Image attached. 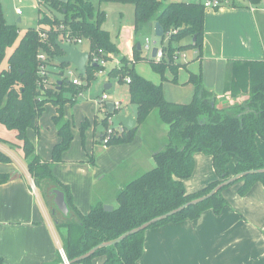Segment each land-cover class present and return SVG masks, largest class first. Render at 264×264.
Masks as SVG:
<instances>
[{
	"label": "trees",
	"instance_id": "trees-1",
	"mask_svg": "<svg viewBox=\"0 0 264 264\" xmlns=\"http://www.w3.org/2000/svg\"><path fill=\"white\" fill-rule=\"evenodd\" d=\"M249 6H257L262 0H243ZM133 6V33L138 37L141 28L148 25L150 30L159 23L164 31L160 38L162 58L159 61L142 58L136 44L132 47V58H120V66L109 73L110 77L119 79L128 86L129 102L136 106L135 128L125 130L120 134L110 135L106 146L128 144L134 139L138 128L145 123L148 116L157 111L161 124L167 126L165 142L154 154L155 167L121 188L116 196L117 206L111 212L103 209L101 202H92L90 210L81 214L73 205L69 188L55 178L52 165L62 161V154L68 150L73 140L72 124L64 117L63 106L74 104L76 96L87 88L94 75L102 67L90 63L86 65V84H73L69 80H59L51 83L48 79V64L55 63L58 67H68L58 64L54 58L62 56L56 42H64V37L87 40L89 52L96 53L98 49L106 54H118L116 45L111 41L108 31L102 28L106 20L104 11L96 9L87 0H39L40 4H50L63 14V20L51 19L48 16L38 18L37 27L47 25L49 29L42 38L39 29H28L18 45L7 58V68L0 70V124L9 131H15L16 140L20 143L26 170L33 180L36 189L45 184L49 190L58 189L64 193L68 215L63 216L51 201L52 219L59 235L61 248L67 261L85 254L95 246L115 240L124 233L139 227L145 222L163 215L179 206L208 194L221 182L239 173L264 168L256 145V138L264 140V61L230 62L228 88L232 91L237 87L239 76L246 79L247 96L232 105L216 106L215 96L208 92L202 83L201 72L188 73L186 83L193 87V96L187 104H172L165 100L161 85H155L136 74L133 65L140 61L149 63L151 69L164 80V73L171 72L173 83H177V74L181 66L175 59V53L188 49L195 51L194 60H199L203 48L205 10L201 2L174 0H100ZM235 7V0H228ZM176 31L172 33L171 31ZM41 33V32H40ZM18 36L16 26L8 25L0 10V64L6 49ZM167 42L163 45L164 38ZM186 38H194L189 44H181ZM75 47V44L72 45ZM45 55V74H39L37 56ZM186 64V63H184ZM63 73H59L61 77ZM129 78V83L125 79ZM45 81V82H44ZM68 81V83H65ZM72 95L71 99L63 96L66 87ZM49 103L56 107V115L52 122L60 141L53 147L50 161L42 160L36 153L34 145L27 138V130L38 131V119ZM103 109L102 119L98 121L105 129L113 113L107 111V104L100 103ZM97 124V121L94 120ZM89 127L86 120L79 128L81 137ZM104 136L102 133L100 139ZM9 142L0 138V144ZM194 153H203L212 158L215 180L206 187L187 193L184 180L188 179L194 169ZM234 161L233 171L229 164ZM12 158L0 150V163H11ZM16 178L12 173L0 172V185ZM260 182L264 186V173L241 177L234 183H239L237 193L244 196L251 187ZM233 184V183H232ZM231 185V184H230ZM229 186V185H228ZM227 187V186H226ZM215 192L208 200L198 205L189 206L179 213L152 224L147 229L157 228L167 223H179L185 220H195L202 212L211 210L218 215L227 205L222 195L226 188ZM53 199V197H52ZM64 229L65 233H61ZM146 229V230H147ZM129 235L114 246L100 248L89 258L72 264H91L92 259L103 256L102 264H137L144 250V232ZM59 251L51 264L62 263ZM0 264H6L0 258Z\"/></svg>",
	"mask_w": 264,
	"mask_h": 264
},
{
	"label": "crops",
	"instance_id": "crops-1",
	"mask_svg": "<svg viewBox=\"0 0 264 264\" xmlns=\"http://www.w3.org/2000/svg\"><path fill=\"white\" fill-rule=\"evenodd\" d=\"M200 1L202 0L188 2ZM221 1L223 5L218 10L205 11L200 59L191 61L183 69L178 70L177 84L164 81L163 95L168 102L186 104L191 101L193 87L184 82L188 78V73L196 74L198 71L201 72L204 88L215 96L216 106L232 105L238 101L241 102L247 96L244 84L241 82L243 75L239 76L237 87L229 91L227 70L230 62L264 61V0L257 6H249L243 0H235V7L230 6L228 0ZM152 34L153 27L150 30V27L146 25L141 28V34L137 37L133 33L132 26L125 49L120 50V44L116 45L118 52H124V55L113 54L116 60L120 62L121 57L131 60L133 45L138 43L140 37L145 39ZM191 42V38H186L181 44L186 45ZM148 56L151 57V53H148ZM116 60L111 62L117 66ZM182 62L184 64V61ZM144 63L147 62L144 61ZM137 64L140 63L135 65ZM181 72L182 77H180ZM166 76L170 78L169 74ZM151 81L158 83L156 78ZM79 83L84 85L81 81ZM102 83L103 86H110L108 89L112 87L109 81H102ZM160 84L162 86V83ZM85 90L76 96L74 104L67 103L63 106L64 117L72 124L74 141L71 142V149L62 154V161L52 165L53 175L69 188L73 205L81 214L88 213L92 202L97 200L115 208L117 206L115 196L124 185L121 178L117 176L115 179L117 180L114 183L116 192L109 198L104 197L100 192L96 194L94 186L108 175H110L109 180L113 181L115 174L120 172L124 164L130 165H127L129 171L142 169L143 158H150V163H147L144 168L147 171L153 169L155 167L153 154L159 149L161 140L166 139L168 131L164 124L157 128L152 127L149 139L138 129L131 143L104 147L100 139L103 131L99 132L98 136L91 133V127L100 125L95 114H84L83 105L78 102ZM98 100H95L97 108L101 106ZM108 103L112 102L106 101V104ZM47 109L50 113H47L46 120L42 121V115L38 119V129L40 125L41 134L35 140L32 138L31 131L28 135L30 141L33 144L35 142V151L41 159L50 161L52 149L60 138L52 122V118L56 115V107L47 103L44 111L46 112ZM121 114H131L135 119V112ZM73 116H76L75 120ZM86 120L89 122L86 132L88 148L91 146L94 154V149L100 147L97 150L98 166L94 165V167L90 166V163H93L92 157H88V153L85 154L79 150L78 137L76 138L78 129ZM156 123L160 124L159 120ZM9 132L8 139H1L17 145L16 149L19 150L17 154L24 163L21 161L23 167L10 164V172H7L3 164H0L1 173L16 175L15 179L0 185V258L6 264H51L56 259V253L60 247L52 211L48 218L40 206L39 194L31 191L30 176L19 148L20 144L15 138L16 132ZM159 133L163 134L160 136ZM256 145L264 161V140L256 138ZM14 160L12 158V162ZM233 165L234 161H231L229 164L231 172ZM101 174L105 175L100 179L97 178ZM215 178L213 168H209L204 178H199L198 175L194 187L188 189L185 186V190L186 192L188 190L187 193L196 192L206 187ZM237 190L238 188L235 187L226 195L222 194L227 205L218 215L211 210H206L195 220L167 223L157 228L147 229L144 232L143 254L137 264H251L249 253L252 255V251L255 256L254 263L264 264L262 252L264 250V186L256 182L244 196H239ZM61 233H65V230L62 229ZM104 259L103 257L96 264H102Z\"/></svg>",
	"mask_w": 264,
	"mask_h": 264
},
{
	"label": "rangeland",
	"instance_id": "rangeland-1",
	"mask_svg": "<svg viewBox=\"0 0 264 264\" xmlns=\"http://www.w3.org/2000/svg\"><path fill=\"white\" fill-rule=\"evenodd\" d=\"M87 1H89L96 9H99V10L105 12L106 20L103 23L102 28L109 32L111 41L115 45L120 44V47H119L120 50L122 48L124 50L125 46H126L127 38L130 34V28L133 26V22H134L133 6L130 4L100 2V0H87ZM170 1H172V0H167V2H170ZM0 10L3 14V17L6 21V23L8 25L16 26L17 30H18L17 39L15 40V42L10 47H8L6 49L5 57L0 64V70L7 68V58L13 52L14 48L18 45L20 39L24 36L25 32L28 29H32V28L36 29L37 28V30L39 29L38 32H41L44 34L49 29V27L47 25H41V27L40 26L37 27L38 18H41L44 15V16H48L51 19L55 18L59 21H62L63 17H64L60 11L54 9L50 4H43V3L40 4L39 0H0ZM17 11H20V14H17ZM149 38L151 40V46L153 48L154 47L155 48L161 47L160 39L155 37L154 34L149 36ZM162 42H163V45H165L167 42V38L165 37ZM138 43L143 44L144 38L140 37ZM89 47H90L89 42L87 40H84V39L82 40V43L75 44V48H77L83 52H88ZM184 52H185V56H186V58L184 59L185 60L184 63H186V64H183L182 58H179V60L177 61L181 65L182 64L184 65V66H181L180 69H183L187 64L191 63V61L194 62L195 61L194 58L196 57L195 51L192 49H188ZM119 53L121 55H124L123 51H122L123 54L120 51H119ZM111 54H113V53H111ZM141 57L152 59L150 56H148V53L146 51L141 52ZM138 63H140V64H137V66L135 65L136 63L134 64L135 66L133 65L134 72L136 74L140 75L141 77H143L144 79L150 81V82H152L151 80L153 78H156L157 79L156 82H158V83L156 84V83L152 82L153 84L161 85L160 83H162L161 88H165V86H163L164 81H169L172 84H177V83L172 82L173 76H172L171 72H169L168 69L164 73L165 79L162 80L160 75H158L157 73H155L151 69L148 62L144 63V61H140ZM117 66L119 67L120 63H118ZM117 66L111 61H108L104 65H102L104 74L96 77L95 80L91 81L87 90H85L82 93L83 95L81 96V98H79L78 102H80L83 105L84 114H86V115L95 114V117L98 121H100L102 119L103 109L99 110L100 108L99 107L97 108V106L95 104V100L100 99L103 94H106L107 102H119L120 103V106H119L120 109L118 110L119 114L136 111V106L129 102L128 86L125 83H123L119 79V77H113V76L110 77L109 76V73H111L113 71V69H116ZM48 71H49L48 79L51 83H55L59 80L71 81L73 77H77L79 79V81H81V83L83 82L82 84H84V85L86 84V79L80 78L77 74L75 67L72 65H69L68 67L61 68V67H58L55 63L50 61V63L48 64ZM68 71H72L73 75L70 76L68 74ZM60 72L63 73V75L61 77L59 76ZM167 74L170 75V78H168L166 76ZM180 74H181L180 77H182V72ZM180 77H179V79H180ZM241 80H242L241 82H243V84L245 86L246 79L243 77ZM102 81H109V83L112 85V87L108 90H103L104 86H103ZM186 82H187V80H186ZM186 82H184V84H189ZM162 92H163V89H162ZM63 96L65 98H68V99L72 98V95L69 92L68 86L66 87V90L64 91ZM96 108H97V110H96ZM93 110H94V112H93ZM115 110H117V109H115ZM47 113H50V111L48 109L46 110V112L45 111L43 112V114L41 116L42 121L46 120ZM63 113H64V109H63ZM115 115H117V114H115ZM115 115L112 117V124L109 125L113 128H116L118 126V122L115 118ZM76 116L78 117V114H76ZM76 116H73L74 120H75ZM95 117H94V119H95ZM157 120H159L157 118V111H154L148 116V119L146 120V122L142 126H140L138 129L140 130L141 133H143V132L145 133V135H144L145 137H149V139H150L151 135L149 132L152 131L153 128H157V126L161 125V123L160 124L156 123ZM87 130L88 129H86L84 131V137L82 138L80 131L78 129V133L76 134V138L78 137L79 150L81 152H84L85 154L88 153L89 154L88 157H92L93 163L92 164L90 163V166L94 167V165L98 166L97 161H99V160H98V156H97V150L100 147H97L94 149V154L91 151V146L88 148V146H87L88 140H87V133H86ZM105 130L106 129L101 124L96 126L95 128L91 127L92 135L96 134L98 136L99 132H102V131L105 132ZM29 131H31L33 134V136H32L33 140L37 139V137L41 134L40 125H39L38 131H34L32 129L27 130V132H26L27 138L30 141L29 135H28ZM159 134L161 136V134H163V133H159ZM9 135H10L9 130H7L3 125L0 124V138L8 139ZM135 135H136V133H135ZM135 135H134V137H135ZM163 138H165V136ZM146 140L148 141V139H146ZM73 141H74V139H73ZM73 141H72V143H73ZM161 141L162 142L159 144L158 148L162 147L163 143L165 142V140L163 141V139ZM72 143H71V146L68 148V150H66V152L71 149ZM18 144H20V143H18ZM34 144H35V142H34ZM100 145L101 144H99V146ZM16 147H17V145H15L13 143H8L6 145L0 144V150L2 152L6 153L7 155H9L10 157H12L13 159H15L11 163H0V164H3L2 166H4V169L8 170L7 172H10V167H9L10 164L12 166H15V165L19 166L20 165L21 167H23V165L21 163L22 160H20L19 155L17 154L19 150L16 149ZM34 148H35V145H34ZM143 152H146V151H143ZM89 159L90 158H88V160ZM193 159H194V169H193L192 175L187 179V181L185 180L183 182L185 184L184 187L186 186V187H188V189L190 187H194L193 185L196 183V178L198 175H199V178L200 177L204 178L206 176V174L208 173L209 168H213L212 163H211L212 158L209 155H206L203 153H194ZM142 163H143V165H142L143 167L141 166L142 169L136 170V171H129V169L127 168V165L128 166H130V165L124 164V166H122V168L120 169V172L115 174L113 181L109 180L110 175L105 176V179L98 182L97 186H94V191H96V194H97V192L102 193L103 196L106 198L113 196V194H115V192H116V189L114 187V183L117 182V180L115 181V179H117V176L121 178V182H122V184H124L121 186L123 188L126 183L135 179L136 177H138L143 172L147 171L146 168H144V167L147 166V163H150V158H148V159L143 158L141 160V164ZM99 167H100V162H99ZM7 172H4V173H7ZM103 175H105V174L98 175L97 178L100 179ZM30 185H31L30 186L31 191L39 194L40 206L42 207V210L46 213L47 217L49 218V213L51 211L50 204H51L53 196L50 194H47V192L49 190L47 189L45 184H41V187L39 189H36L33 180L30 178ZM32 186H34L35 190L32 188ZM235 187L238 188L239 183H233V184L227 186L222 191V194L226 195V193H228L230 190H234ZM187 192H188V190H187ZM94 202H100V201L97 200ZM57 237L59 238V235H57ZM60 247H61V245H60ZM262 252L264 254V250ZM100 257H102V256H97V257L93 258L91 263L96 264L98 261H101V259L103 257L102 258H100ZM249 257L251 260V264H255L254 263L255 256H254L253 251H252V255H251V253H249ZM263 258H264V255H263Z\"/></svg>",
	"mask_w": 264,
	"mask_h": 264
},
{
	"label": "water",
	"instance_id": "water-1",
	"mask_svg": "<svg viewBox=\"0 0 264 264\" xmlns=\"http://www.w3.org/2000/svg\"><path fill=\"white\" fill-rule=\"evenodd\" d=\"M58 1L65 3L67 0H58ZM153 34L155 37H158V38H162L164 36V31H163V29L159 23L154 24ZM192 41H194V38L192 39ZM56 44L59 47L60 51L62 52V56H57L54 58V60L58 64H66V65L74 66L76 71L81 76H84L85 70H86V65H87L88 53L80 51L79 49H77L73 46L64 44L60 41H57ZM136 47H137L138 51H141V44L140 43H137ZM156 52H157V48H155V47L152 48V50H151V58L152 59H154ZM65 83H68V81H66ZM57 84H58V86L61 85V81H58ZM109 87L110 86H104V89H108ZM107 111L109 113L114 112V106L112 103L107 104ZM115 118H116L118 124H120L125 130H131L132 128H135L136 120L132 117L131 114H128V115L117 114V115H115ZM263 173H264V168L263 169H256V170H248V171L239 173L237 175L231 176L227 180L218 184L208 194L201 196L199 198L193 199V200H191V201L179 206L178 208L173 209V210H171V211H169L163 215L157 216V217L145 222L144 224L140 225L139 227L134 228V229L124 233L123 235H121L120 237H118L115 240L103 242V243L95 246L94 248H92L91 250L86 252L85 254L81 255L80 257L74 259L71 262L67 261V260H63L62 263H60V264H72V263H76V262H79L81 260L87 259L91 255H93L95 251H97L100 248L114 246V245L118 244L119 242H121L126 237H128L129 235H133V234H136L140 231L146 230L152 224H155L157 222L165 220L166 218L179 213L180 211L184 210L185 208H187L189 206H194V205H198L200 203H203L204 201L208 200L215 192L222 189L223 187H226V186L234 183L235 181H237L241 177L248 176V175L263 174ZM49 194L53 196L52 201H53V204L55 205V208L63 216H67L68 215V208H67V205L65 202L64 193L58 189H52L49 192ZM103 209L106 212H111L113 210V208L111 206H108V205H104Z\"/></svg>",
	"mask_w": 264,
	"mask_h": 264
},
{
	"label": "built area",
	"instance_id": "built-area-1",
	"mask_svg": "<svg viewBox=\"0 0 264 264\" xmlns=\"http://www.w3.org/2000/svg\"><path fill=\"white\" fill-rule=\"evenodd\" d=\"M186 1H188V0H186ZM200 2L202 3L203 8H204L205 11L218 10L223 5L221 0H202ZM17 14H20V11H17ZM171 32L175 33L176 31L174 30V31H171ZM39 35L42 38L44 37V33H40L39 32ZM63 43L72 46L74 44L82 43V40L81 39H72V38H68L67 36H65ZM152 48L153 47L151 46L150 38H148V37L145 38L144 39V43L141 44V50L146 51L148 53H151ZM87 53H88L87 63H88L89 57H90L91 58L90 63L93 64L94 66H98V67H102V65H104L108 61L116 60V58H115L116 56H114L111 53L106 54V57L104 58V52L101 49H98L96 53H94V52L90 53L89 51ZM161 58H162V49L160 47V48H157V52H156V55L154 57V60L155 61H159ZM179 58H182L183 61H185L184 59L186 58V56H185V52L184 51L180 52V53L179 52L175 53V59L178 61ZM37 59H38V62L40 63L39 64V74L41 76H44L45 68H46V65H44V62L46 61L45 55L39 54L37 56ZM118 63L119 62L116 60V64H118ZM68 74L70 76H72L73 72L72 71H68ZM103 74H104L103 69H99L97 72H95L94 75L96 77H98V76L103 75ZM78 80L79 79L77 77H73L71 81H72L73 84H77L78 85V84H80ZM125 81H126V83H129L130 80H129V78H126ZM106 101H107V96L105 94H103L102 97L99 99V103H106ZM112 104L114 106V110L115 109H119V106H120L119 102H112ZM111 124H112V118L109 119V125H111ZM123 131H124V128L120 124H118V126L116 128L108 126V128L104 132L103 138L101 139L102 145L104 147H106V143L109 140L110 135L120 134ZM32 188L34 189V186H32ZM58 251H59L60 255L62 256L63 260H66L65 256H64V252H63L61 247L58 248Z\"/></svg>",
	"mask_w": 264,
	"mask_h": 264
}]
</instances>
